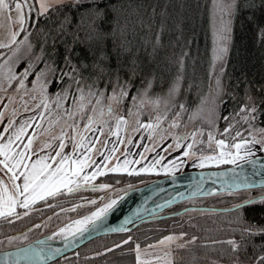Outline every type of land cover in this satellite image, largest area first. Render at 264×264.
<instances>
[{"label":"snow or ice","instance_id":"obj_1","mask_svg":"<svg viewBox=\"0 0 264 264\" xmlns=\"http://www.w3.org/2000/svg\"><path fill=\"white\" fill-rule=\"evenodd\" d=\"M236 8V0H230L227 5V14L229 22L224 25L223 35L220 39L226 41L228 39L227 33L230 31V22L233 12ZM70 13L75 19V23L70 19ZM115 6L107 2V0H0V28L7 32L6 42L0 40V49H10L15 55L18 49H13L12 46L17 44L18 37L24 33L23 40L20 44L28 42V37L31 35L29 31L30 22L38 20L39 17H44L46 20H51L52 15L58 19L63 16V20L59 21L58 26L52 28L50 32L45 35V43L51 41L52 46L55 47L57 42L63 43L65 52V67L67 70L60 69L53 66L44 58L38 55L35 61L28 63L19 73L13 71L11 66H8V61L0 63V92L7 93L9 88L16 85V91L21 88H26V81L28 77H34L33 88L39 86L43 99L35 105V108L29 109L24 107V113L32 112L30 116L21 114V118H16V110L12 109V113L7 118L5 117V110L8 108V103L12 102L11 97L5 96L0 98V220H4L9 224L15 221H21L29 217L33 211H40L35 208L38 202H43L47 209H54L56 206L49 202L50 199H55L61 195H72L81 190H90L93 192L108 190L110 185L92 183L98 176H103L107 172L112 173H126L128 176H140L144 173H152L157 171L156 165L161 163L160 159H156L152 164L141 167L139 169L131 168V164H139L140 160L132 161L127 157L129 152L122 153L124 159L121 161L115 154L119 151L118 144L125 143L120 140V132L122 126H127L128 121L124 116L114 117L115 129L112 124L107 121H97L94 115L88 114L96 113L97 106L101 105L103 93L93 91L95 82L92 85L85 87L81 85L84 79L80 65H74L71 59V53L74 52L76 46L82 45L85 49L93 53L94 62L93 69L101 73L104 72V62L108 60L107 46L111 42L113 51L119 57L123 52L128 51L126 47L130 43L127 36V30L131 25L134 29V24L131 19L125 21L123 25L120 24L119 18L115 15L110 20L109 13H115ZM7 21V25H5ZM15 26V27H13ZM33 26L35 24L33 23ZM69 26L71 31H69ZM28 47L31 49L32 45L29 42ZM227 52V47H220L216 59H222L223 54ZM43 53V48H41ZM96 53H99L98 57ZM2 55V54H0ZM42 64V67L37 65ZM7 67V71L3 69ZM86 67V66H85ZM5 83L7 87H5ZM59 83L62 87L60 92L56 93V107H60V103L68 104V107L63 109L64 116L61 120L64 121L66 127L71 131H65L62 127L59 134L51 136L49 141L40 145L37 150L34 145L43 133H50L51 127L44 128L42 123H37L44 119V113L48 111V97L46 95V88L49 85ZM75 86V91H73ZM128 95V91L121 89L119 95L113 90L112 96L109 99H114L117 102ZM94 98V103H93ZM135 100V97H133ZM7 101V102H6ZM27 105V102H24ZM183 110V105H180ZM100 116L103 117V108H99ZM180 112L175 113V116H180ZM261 113L257 106L253 103L251 105H244L236 113L240 117V121L248 124L249 127L240 131L236 129V123L231 122L233 117H215V119H223L228 121L226 127L222 132L215 128V120H213V127L215 131L205 132L202 128L196 129L191 133H185L182 136L175 137L176 149L181 150L180 155L167 164L163 165L160 171L165 173H174L178 168L184 164L183 158L195 157L194 166L205 168L211 165L219 166L221 164H231L239 167L241 163L251 164L255 167L257 159L264 160V156H257V152L264 153V136L257 138L254 133H264V128H257L252 121H255ZM108 115H112V107L108 105ZM76 116H80L83 121V128L81 130L80 124L76 120ZM198 116H190L189 120L198 119ZM167 119V116H156L154 123L142 124L137 121L140 128H147L155 130ZM71 123H68V122ZM239 122V121H237ZM60 123V120L57 121ZM108 126V136L116 137L117 142L113 143L111 139H106L101 142L95 134L99 136L104 135V125ZM169 127L179 128L180 124L173 119ZM34 131L30 132L29 130ZM35 130H41L39 132ZM135 130H139L138 128ZM247 133V136L245 135ZM93 133L92 137L87 135ZM219 134L223 138L217 139ZM199 135L201 139L197 141L196 137ZM207 136V141L204 136ZM181 141H190L182 144ZM230 141V142H229ZM131 144V140H127ZM100 145V147H97ZM205 145L210 149L209 154H205ZM215 145V148H213ZM259 146V147H257ZM169 148L172 145L168 146ZM69 149V151H66ZM147 150V149H146ZM218 150V151H217ZM99 154L101 163H97L94 157ZM116 159V163L108 167L109 163ZM144 159L141 154V160ZM168 165H171L169 167ZM264 167V164L261 165ZM94 168L93 171L88 172L87 169ZM212 175H227L225 172L212 173ZM7 177V179H5ZM90 186V187H89ZM241 184H233L232 187L240 188ZM244 187H252L251 184H245ZM131 187V185H129ZM113 191H124L123 189H113ZM103 206H97L95 211L90 214L82 216L78 219L71 220L69 223L59 227L58 231L49 239L59 235L67 238L71 235L73 238L77 234H83L88 231L90 227H97L98 222L101 221L114 207L118 200L113 198L108 202H104V198H100ZM88 204L97 205V200H89ZM264 203V196L250 199L242 205H236L235 210L239 211L241 208L249 204ZM83 204L73 205L71 208L65 209L61 207V212H75L77 208L83 207ZM59 216V213H53ZM52 216H48L47 220L50 222ZM48 223L34 224V228L47 227ZM33 229L29 228L28 232ZM112 231H131L129 228L112 229ZM249 236L261 235L264 236V228H246L244 229ZM27 232L22 233V237L27 239ZM186 233H181L180 236L169 235L165 236L155 243H148L143 248L141 244L134 241L131 236H128L120 244H116V248H122L124 245H132L129 248V253L134 257V264H175L172 257V245L176 244L179 248H184L187 243H194L195 237L191 241L185 243H178L183 240ZM20 236H8L6 240L8 244L20 239ZM213 245H228L230 251L238 254L240 251V243L235 239L212 240ZM4 244V240H0V249ZM207 247V245H205ZM114 249H108L113 251ZM264 251V246H261ZM60 249L41 248L39 253L41 255L52 256L60 253ZM27 254V253H26ZM100 255V253H98ZM12 253H6L3 264H17L9 258ZM235 260H239V256H235ZM254 264H264V255L255 258Z\"/></svg>","mask_w":264,"mask_h":264},{"label":"trees","instance_id":"obj_2","mask_svg":"<svg viewBox=\"0 0 264 264\" xmlns=\"http://www.w3.org/2000/svg\"><path fill=\"white\" fill-rule=\"evenodd\" d=\"M211 1L107 0L116 9L115 13H109L110 20L115 15L121 25L128 19L133 21L134 29L130 25L127 30L130 43L126 47L129 50L117 57L109 42L108 60L104 62L105 70L101 73L92 67L93 53L82 45L76 46L71 53V59L74 65L81 66L84 77L81 85L87 90V86L95 82L93 91L102 92L103 97L113 90L120 91L124 88L128 91L127 96L141 91L143 95L157 96L174 107L181 104L186 109H192L208 88ZM65 14L75 23L70 11ZM49 15L51 20L39 17L38 20L30 22L31 35L28 37V43L32 45L31 49L29 48L32 56L24 58L21 65L35 61L36 56L42 54L53 66L67 70L65 56L68 54L63 43L57 42L55 47L51 41L45 43V35L58 26L63 16L58 19L51 13ZM98 55L99 53H96L97 57ZM42 66L37 65L38 68ZM61 87L57 83L49 85L47 90L48 93H58ZM214 91L217 117L231 114L235 118L233 121L236 126L240 127L243 121L240 123V117L236 113L242 106L254 103L261 114L252 123L258 129L264 128V0H236V8L230 22L227 52L217 90ZM217 120L221 128L228 123L223 119ZM248 127L249 125L241 131ZM245 135L247 136V133ZM152 176L154 175L150 173L128 176L126 173L106 171L105 175L98 176L112 184L110 189L101 190L104 202L120 193L113 189H122L128 183L138 184ZM80 193H86L88 196L81 197L78 195ZM92 193L95 192L81 190L65 202H76L78 199L91 197ZM258 193H264V185L192 197L175 202L161 212L174 211L189 204L231 206ZM64 196L67 195H61ZM96 200L97 205L88 204L77 208L76 213L52 225L48 224L47 227L39 229L31 227V232L24 231L28 233L27 239L15 240L12 244H8L6 237L21 236L24 232L14 234L8 229L10 224L0 220V240H4L2 248L24 243L55 229L72 217L94 207L103 206L100 198ZM41 217L43 215L37 213L29 223L42 224L41 221L38 222ZM246 228H264V203L249 204L239 211L235 210V207L227 210L189 208L177 214L144 220L130 228L131 231L96 235L46 264H134V257L128 251L132 245L116 248V244H120L128 236L142 244L170 231L186 233L183 243L196 238L194 243H187L184 248H175V254L171 257L175 264H252L256 257L264 255L261 250V246H264V236H249L244 232ZM228 239H235L240 243L238 254L232 253L226 244L211 243L212 240ZM236 255L239 256L238 261L235 260Z\"/></svg>","mask_w":264,"mask_h":264},{"label":"rangeland","instance_id":"obj_3","mask_svg":"<svg viewBox=\"0 0 264 264\" xmlns=\"http://www.w3.org/2000/svg\"><path fill=\"white\" fill-rule=\"evenodd\" d=\"M230 2V0H212L211 6H210V15H209V34H210V41H209V69H208V88L206 89V93L203 97L200 98L198 101V104L195 105L192 109H186L183 107V110H181L180 105H175V107L171 104H168L166 101L160 100L157 96H149V95H143L141 91L134 92L130 94L129 96L123 97L117 102L114 99H109V97L112 96L113 92H109L106 97H103L101 105L97 106L98 111L96 113L89 112L88 114L94 115L97 121L103 120L107 121L112 124L113 129H115V122L114 117L116 116H124L126 120L128 121L127 126H122L121 132H120V140H124L125 143L118 144L119 151L115 154L116 157H119L122 161L124 159V156L122 153L125 151L129 152L130 155L127 157L129 160L136 161L140 160L139 164H131V168L139 169L144 166H148L152 164L156 159H160V157H164L163 160H161V163L156 165L157 171H154L150 174H153L154 176L149 177V179L160 175V174H166L163 171H160V169L163 167V165L167 164L169 160L174 159L178 155H180L181 150L176 149L175 144V137L182 136L185 133H191L192 131L202 128L205 132L207 131H215V128H218L220 132L223 131V128L219 127L218 120L215 119L217 117V108H216V100H215V89L217 90V83L220 77V72L223 67L225 54H223L222 59H216V56L218 55V49L220 47H227L228 39H229V32L227 33L228 39L226 41H222L220 39L221 35H223V28L226 23L229 22V16L227 14V5ZM24 34L22 33L17 41L16 45H13V49H18L13 55V51L10 49H0V63H4L5 60L8 61V66H11L13 68V71L19 73L23 70L24 67H27L28 64L21 65L23 63V59L30 55V50L28 47V42H25L24 44H20L19 41L23 40ZM32 56V55H30ZM34 62L31 60L30 63ZM4 72L7 71V67L3 69ZM33 81L34 77L30 76L28 77V80L26 81V88H21L19 91H16V85L13 84L12 88H9L7 93L0 92V98H3L5 96L11 97L12 102L8 103V108L5 110V117L11 115L12 109L16 110V117L23 114L24 116H30L32 115V112L29 111L27 113H24V107L27 106L29 109L35 108V105L41 101L44 97V93L41 92L39 86H36L33 88ZM5 87H7V84L5 83ZM48 88V87H47ZM46 88V95H48V111L44 113V119L41 121H37V123H42L44 128L51 127V132L43 133L42 135H39V138L37 139L34 148L37 150L40 148V145L43 144L46 141L50 140L51 136H55L59 134L62 127L65 128V131H69V134H71V131L66 127L64 124V121L61 120V117L64 116L63 109L65 107H68V104H65L63 102L60 103V107H56V92L50 91L48 93V90ZM87 91V90H86ZM121 91V90H120ZM120 91H115L117 95H119ZM133 97H135V100H133ZM27 102V105H25L24 102ZM7 102V101H6ZM94 103V98H93ZM166 103V104H165ZM108 105H111L112 107V115H108ZM103 108L104 115L103 117L100 116L99 108ZM3 110V109H0ZM180 112V116H175L174 114ZM167 116V119L163 120V122L159 125L158 128L155 130L147 129V128H140L137 124V121H140L142 124H148L153 123L155 121L156 116ZM190 116H198V119L189 120ZM175 119L179 124V128H172L169 127V124L171 121ZM235 118L233 117L232 121ZM60 120V123H57V121ZM77 122L80 124V128L82 130L83 128V121L81 120L80 116H76ZM213 120H215V128L213 127ZM68 123H71L70 121ZM234 123V121H233ZM242 123V121L240 122ZM238 122V124H240ZM248 125L243 123L240 127L236 126V129L242 130V128L247 127ZM139 129L138 131L135 129ZM104 135L99 136V134H95L98 136L99 140L103 142L106 139H111L113 143L117 142L116 137H109L108 136V126L107 124L104 125ZM30 132L34 131L33 129L29 130ZM37 132L41 130H35ZM246 133V132H245ZM89 137L93 136V133H88ZM257 138H261L264 136V133L256 132L254 133ZM217 139H222L223 137L219 134L216 135ZM197 141L201 139L199 135L196 137ZM127 140H131V144L127 143ZM204 140L207 141V136H204ZM190 141H181L182 144L188 143ZM230 142V141H229ZM172 145L171 148L168 146ZM97 147H100V145H97ZM259 147V146H257ZM213 148H215V145H213ZM147 149V150H146ZM69 151V149H68ZM218 151V150H217ZM211 152L210 149H207L205 145V154H209ZM260 152H257V154ZM141 154L143 155L144 159L141 160ZM94 159H96L97 163H101V157L99 154H97ZM184 164L178 168L176 171H180L183 169L188 168H198L194 166L195 157L192 158H183ZM116 163V159L114 158L108 165V167H111ZM225 165V164H221ZM219 165V166H221ZM171 167V165H168ZM216 166V165H211ZM94 168L87 169L86 171L91 172ZM175 171V172H176ZM146 174V173H144ZM149 174V173H148ZM7 179V177H5ZM147 179V180H149ZM145 180V181H147ZM93 182H100L103 184L110 185L112 187V184L109 182H106L105 180H101L100 177H97L95 181ZM142 183V182H141ZM139 184V183H138ZM123 190L129 185L133 184H126ZM135 185V184H134ZM117 189V188H115ZM121 193V191H120ZM119 193V194H120ZM75 194V193H74ZM67 195L64 197L58 196L56 199L49 200L50 203L55 205L56 207L54 209H47L43 202L37 203L35 205V208L40 209V211H33L29 217L24 218L21 221H15V223L10 224L8 229L10 231H17L28 224L36 216V214H41L43 217L38 220L42 222H47L49 225L54 224L55 222L61 220L64 217H68L75 212H61V207L68 209L71 208L73 205L76 204H83L84 206L88 205L87 201L93 200V199H99L104 194L102 191L92 193L91 197H85L78 199L76 202L68 203L65 202V200H69L74 195ZM118 194V195H119ZM260 194V193H258ZM81 197L88 196L86 193H80L78 194ZM83 195V196H82ZM208 195V194H206ZM117 196V195H116ZM96 207L93 209L86 211L82 213L79 216L72 217L66 222L63 223L66 224L67 222L78 219L82 216L90 214V212L95 211ZM162 211V210H161ZM54 212L59 213V216H52L53 219L48 222L47 218L50 214H53ZM37 222V223H38ZM34 224H30V228L33 227ZM62 226V224L60 225ZM56 228H59L56 227ZM55 228V229H56ZM54 230V229H53ZM49 232V231H48ZM12 233V232H11ZM47 233V232H45ZM43 233V234H45ZM181 232L176 231H170L166 232L165 234L159 236L158 238L154 240H149L148 242H144L141 244V247L143 248L148 243H155L159 239L169 236V235H175L180 236ZM42 235V234H41ZM20 239H24L22 235L20 236ZM178 243H183V240L178 241ZM176 244L172 245V256L175 254V248ZM254 264V263H252Z\"/></svg>","mask_w":264,"mask_h":264},{"label":"water","instance_id":"obj_4","mask_svg":"<svg viewBox=\"0 0 264 264\" xmlns=\"http://www.w3.org/2000/svg\"><path fill=\"white\" fill-rule=\"evenodd\" d=\"M257 156H264V153H258ZM262 164H264V160L257 159L255 167L247 163H241L239 167L225 164L205 168H188L174 173L157 175L147 181L125 188L124 191L115 196L114 198L118 200L117 205L98 222L97 227H90L88 231L77 234L74 238L71 235L67 238L56 235L54 238L49 239L56 233L55 231L58 229L56 228L24 243L4 247L0 249V264H3L6 253H12L9 259L16 261L17 264H46L74 250L96 235L114 232L112 229L122 227L130 229L144 220L177 214L189 208L227 210L234 208L236 205H242L247 200L264 196V193L254 195L231 206L189 204L174 211L161 212V210L175 202L192 197L226 190L249 188L244 187L245 184H251L252 187L262 186L264 185V167L261 166ZM214 172H225L227 175H212ZM92 183L96 185L103 184L100 182ZM236 183L242 186L240 188L232 187ZM29 228L30 226L27 225L13 233H22ZM49 247L61 251L52 256L39 253L41 248Z\"/></svg>","mask_w":264,"mask_h":264},{"label":"crops","instance_id":"obj_5","mask_svg":"<svg viewBox=\"0 0 264 264\" xmlns=\"http://www.w3.org/2000/svg\"><path fill=\"white\" fill-rule=\"evenodd\" d=\"M5 25H7V21H5ZM13 27H15V26H13ZM0 40H3L5 42L7 40V32L3 28H0ZM16 118H21V117L20 116H17ZM66 151H68V149H66Z\"/></svg>","mask_w":264,"mask_h":264},{"label":"bare ground","instance_id":"obj_6","mask_svg":"<svg viewBox=\"0 0 264 264\" xmlns=\"http://www.w3.org/2000/svg\"><path fill=\"white\" fill-rule=\"evenodd\" d=\"M70 222V221H69ZM69 222H67V223H69ZM64 225H62L61 227H63ZM59 229V228H58ZM58 229L55 231V232H57L58 231Z\"/></svg>","mask_w":264,"mask_h":264},{"label":"flooded vegetation","instance_id":"obj_7","mask_svg":"<svg viewBox=\"0 0 264 264\" xmlns=\"http://www.w3.org/2000/svg\"><path fill=\"white\" fill-rule=\"evenodd\" d=\"M154 122H155V121H154ZM154 122H153V123H154Z\"/></svg>","mask_w":264,"mask_h":264}]
</instances>
